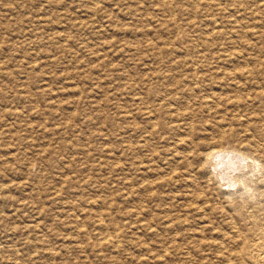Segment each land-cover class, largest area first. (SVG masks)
<instances>
[{
	"label": "rangeland",
	"instance_id": "rangeland-1",
	"mask_svg": "<svg viewBox=\"0 0 264 264\" xmlns=\"http://www.w3.org/2000/svg\"><path fill=\"white\" fill-rule=\"evenodd\" d=\"M169 16L188 35L185 45L173 42ZM185 46H193L191 53ZM201 58V69L245 74L237 88L208 82L249 104L237 111L222 105L213 121L264 120V0H0V264L226 263L216 249L195 246L213 239L210 231L197 233L200 223L229 234L225 220L214 213L199 221L178 198L163 195L179 196L192 184H159L176 161L170 152L187 150L174 144L188 141L189 131L173 130L166 113L159 120L169 129L152 137L151 122L159 120L145 114L158 104L151 88L165 91L171 85L163 76L175 83ZM150 74L158 77L152 87ZM200 118L198 125L206 121ZM150 163L157 171L148 172ZM252 163L227 174L233 184L216 188L214 207L244 193L239 180L250 176ZM151 190L159 195L150 199ZM88 204L106 205L110 219L122 223L126 249L108 251L84 235L101 232L81 211ZM178 217L194 236L175 238L164 227ZM137 220L153 229L137 231Z\"/></svg>",
	"mask_w": 264,
	"mask_h": 264
},
{
	"label": "bare ground",
	"instance_id": "bare-ground-1",
	"mask_svg": "<svg viewBox=\"0 0 264 264\" xmlns=\"http://www.w3.org/2000/svg\"><path fill=\"white\" fill-rule=\"evenodd\" d=\"M171 7L172 6H167L166 12L171 11ZM167 22L175 32L173 42L181 45L188 43V35L186 36V33L184 34V29L177 24L175 17L169 16ZM194 41L196 40L194 39ZM191 49H193V46H185L183 48L186 54L191 53ZM204 58L207 57L205 56ZM202 59L203 58L196 61L193 60L190 74L188 76H179L175 83H173V80H175L174 76H163L160 80H165L171 85L168 89L166 87V90L163 92L157 89L158 87H152L158 84V82L153 83L158 77L153 74H150L148 77L152 87L151 91L153 90V93L155 92V95L157 94L158 104L155 106H147L145 114L150 118L158 117L159 120L163 114L168 113L170 118L175 119L169 123L173 130H178L179 127H183L189 131L190 134L189 142L187 139H184V137L176 140L174 147L180 145L184 146L186 144L188 148L183 153H178L177 151L170 152L171 156H173L176 161H169L170 163L167 164V166H169V172L166 176L159 179V184L161 186H174L179 188H182L183 185L187 186V184H192V187H194L193 190L184 191V188H182V190H180V195L178 194L179 196H171V193H164L163 195H165V199L169 201L178 198V200H180V207L189 211L190 215L197 217L199 221H201L203 219L202 217L205 215L210 217L214 215V213H217L225 220L227 226L231 229L229 234L218 231L217 229L218 232H215L212 225L200 223L201 225L196 229L198 230L197 233H201L204 236V233L210 231L213 234V239L212 241L200 239L195 246H209L216 249V251L222 254L226 262H224L225 264H264V120L260 119L250 123L236 116L231 123H225L222 120L213 121V116L217 115L222 105H230L237 111L240 106L244 107L249 104L246 98L229 96L232 93L214 92L212 89L213 85L208 84V82L212 80H225L229 81L232 86L237 88L239 83H237L238 79L244 77L245 74L243 72L244 70L238 68L237 71L218 75L220 73H213L214 71L211 72L209 69H201L199 63L202 62ZM223 61H225L224 58ZM131 93L133 94V92ZM192 98H198V102L196 104H191V102H193ZM178 105H181V107ZM200 115L205 116L206 121L198 125V120L201 119ZM168 129V123H162L160 120L158 122L155 118V121L151 122L149 134L152 137H160V135L163 134L162 132H166ZM200 133H204V137L198 138L197 136H199ZM194 137L197 138L196 141H194ZM249 160L253 162L249 167L250 176H242L241 180H239V186L244 193H238L239 190L235 192V198L232 202L230 201V204L220 205V202V204L218 203V207L217 205L214 207L213 202H211L212 195L214 194L213 192H217V187L221 189H223V187L228 188L229 185L226 187V182L229 181L227 177H229L230 174L228 176L227 174L235 173L237 168L238 171L241 172V166H236V164H241L242 162L244 164ZM151 171H157V168L150 163L148 172ZM200 179L204 181L202 187L200 186L199 188L196 184ZM153 183L148 184L147 187L151 188ZM230 183L233 184V181ZM199 190L201 191L198 192ZM153 192L148 195L150 199L156 198L159 195L158 190L157 192ZM251 197L255 202L253 205L249 204L248 199ZM86 207L87 208L82 210L81 208L77 209L84 212L86 217L89 216L95 219L94 221L97 223V227L101 232L94 236V233L92 234L86 230L84 235H86L88 239H92L94 244L102 249L104 248L108 251L121 250L124 247L121 237L124 234V238L125 234H128L126 228L121 225L122 223L120 224L116 218L110 219L112 215H110L111 211L104 204L101 206L88 204ZM131 217H136L138 219V214L132 215ZM186 222L187 220L178 217L172 221H167L164 227L173 232L172 234H174L175 238L179 235L182 238H191L190 236H194V230L189 229V231L183 232L185 226L187 227ZM135 224L137 226V231L138 229H153L149 223L142 224V221L137 220ZM131 226L128 225V228ZM91 243L93 242L91 241ZM127 247L129 248V246ZM124 248L126 249V247ZM163 249L166 248L163 247ZM188 253L190 254V252Z\"/></svg>",
	"mask_w": 264,
	"mask_h": 264
},
{
	"label": "snow or ice",
	"instance_id": "snow-or-ice-1",
	"mask_svg": "<svg viewBox=\"0 0 264 264\" xmlns=\"http://www.w3.org/2000/svg\"><path fill=\"white\" fill-rule=\"evenodd\" d=\"M243 163V162H242Z\"/></svg>",
	"mask_w": 264,
	"mask_h": 264
}]
</instances>
